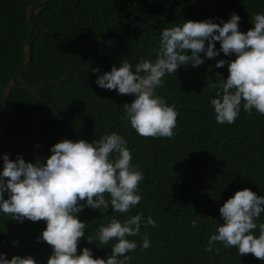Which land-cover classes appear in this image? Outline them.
Here are the masks:
<instances>
[{"label": "trees", "instance_id": "trees-1", "mask_svg": "<svg viewBox=\"0 0 264 264\" xmlns=\"http://www.w3.org/2000/svg\"><path fill=\"white\" fill-rule=\"evenodd\" d=\"M39 1L0 0V169L4 154L43 162L63 139L91 143L116 132L127 141L131 163L144 174L141 201L124 214L84 207L76 215L88 227L77 254L90 248L94 259H106L115 241L101 245L99 225H106L110 215L123 221L142 213V225L152 217L157 226H142L140 236L128 237L137 248L127 264H264L219 242V252L205 250L216 223H223L219 208L227 199L245 188L264 196V116L242 109L235 123L219 124L210 104L217 89L209 85L217 74L228 76L227 65L216 68V60L235 57L220 53L163 77L157 95L178 112L171 139L140 136L122 119L123 105L134 97L94 82L123 59L133 66L141 58L154 60L160 31L183 21L227 22L236 13L239 31L247 32L252 16L264 13V0H50L37 12L31 37L26 11ZM215 46L219 49V42ZM194 219L197 228L191 226ZM257 223H264V213ZM44 227V221L19 223L0 214V252L6 259L30 255L46 264L51 246L37 240ZM145 232L151 241L147 249L140 246Z\"/></svg>", "mask_w": 264, "mask_h": 264}, {"label": "clouds", "instance_id": "clouds-1", "mask_svg": "<svg viewBox=\"0 0 264 264\" xmlns=\"http://www.w3.org/2000/svg\"><path fill=\"white\" fill-rule=\"evenodd\" d=\"M239 21V15L231 13L227 22L221 19L216 23L209 18L164 28L159 34V47L153 50L154 60L141 58L133 66L123 59L119 66L113 65L110 71L97 75L94 82L101 89L134 97L131 103L123 105L122 119L140 136L171 139L178 112L174 104L157 95L163 77L176 74L178 67L190 64L195 68L204 59H214L223 53L235 58L215 63L216 68L227 65L228 71L227 79L217 74L219 79L209 85L217 89L210 99L216 122L231 125L242 109L249 115L255 110L264 116V13L252 16L253 27L247 32L239 31ZM215 42H219V49ZM186 50H191V54H185ZM92 71L96 74L101 70ZM49 152L43 162L41 159L28 162L20 155L15 160L9 159V154L2 156L0 214L19 223L25 219L45 222L37 240L51 246L46 264H127L132 259L129 253L137 248V242L128 237L140 236L142 226L156 227L152 217H147L142 225V213L123 221L110 215L108 223L96 229V236L104 246L115 241L110 247L111 254L106 259H94L90 248H82L77 254V245L85 237L88 225L76 215L84 207L104 212L110 207L112 212L124 214L140 203L139 184L144 174L131 163L132 153L126 139L116 132L91 143L63 139L52 145ZM219 213L223 223H216L205 250L219 252L215 247L219 242L225 248L235 247L240 256L251 253L264 261V223H257L264 213V196L247 188L238 190L223 203ZM191 226L197 228V220ZM140 246L144 249L151 246L146 232ZM0 264H38V261L30 255L6 259L5 253L0 252Z\"/></svg>", "mask_w": 264, "mask_h": 264}, {"label": "water", "instance_id": "water-1", "mask_svg": "<svg viewBox=\"0 0 264 264\" xmlns=\"http://www.w3.org/2000/svg\"><path fill=\"white\" fill-rule=\"evenodd\" d=\"M50 0H42V1H39V2H36L34 4H32L26 11L27 13V19H28V22L30 24V27H31V37H32V34L33 32H35L36 30V14L37 12L43 8ZM30 37V38H31ZM29 49V45L26 43L25 45V50L27 51ZM10 88L7 89L8 93H10Z\"/></svg>", "mask_w": 264, "mask_h": 264}]
</instances>
